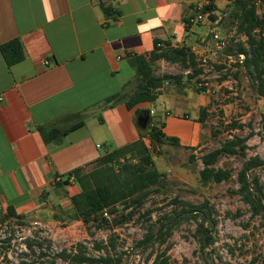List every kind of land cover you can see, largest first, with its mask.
I'll list each match as a JSON object with an SVG mask.
<instances>
[{"label":"crops","instance_id":"0c3cea01","mask_svg":"<svg viewBox=\"0 0 264 264\" xmlns=\"http://www.w3.org/2000/svg\"><path fill=\"white\" fill-rule=\"evenodd\" d=\"M201 1L0 0V47L19 40L25 54L9 68L0 50V207L5 212L14 207L26 220L53 213L65 198L71 203L80 192L74 179L63 187L54 180L66 181L78 168L89 170L106 154L102 149L140 140L148 132L142 117L160 121L161 130L178 138L182 148L201 144L207 121L200 120L201 110L210 108L201 103V92L170 99L163 89L155 102L132 109L118 100L105 104L134 90L130 56H150L157 41L190 49L199 60L214 57L222 16L216 22H187ZM230 3L215 0V14ZM80 122L82 127L52 142L40 132V127L70 130Z\"/></svg>","mask_w":264,"mask_h":264},{"label":"rangeland","instance_id":"374dc122","mask_svg":"<svg viewBox=\"0 0 264 264\" xmlns=\"http://www.w3.org/2000/svg\"><path fill=\"white\" fill-rule=\"evenodd\" d=\"M220 9L219 17L230 16L227 6ZM259 14L264 15V7L260 5ZM227 25H217L220 34L219 38H215L213 52L219 41L225 39L227 46L235 35V27ZM204 55H209V51ZM208 61L206 67L200 65L203 69L198 76L201 83L195 84L194 81L197 89L206 88L207 91L201 92V103L210 104L207 121L202 124L201 144L193 149L164 145L152 153L156 168L167 176L166 189L152 194L132 220L118 226H114L113 222L105 228H99L96 223L84 224L82 220L73 218L69 199L65 198L58 205L56 195L51 200L58 206H54L53 213L49 215L26 220L13 218L4 222L0 219V264H46L53 259L57 264H68L58 255L65 250L69 254L72 243L82 244L93 257L105 258V251H99L96 246L109 245L110 241L116 244V249L110 254L113 264H153L157 255L168 246V255L177 264L184 261L187 264H263L264 227L259 218L251 216L249 206L235 193L239 188L237 174L243 159L226 157L218 163V167L231 169L234 174L230 181L221 184L203 186L199 171L203 168L200 160L203 154L219 148L236 135L247 137L253 133L248 140V157L258 155L264 159V99L252 88L245 70L236 65L235 59L219 55L208 58ZM218 66L225 68L218 69ZM155 71L157 75L187 74L180 64L166 61L158 62ZM187 92L198 94L193 88L181 93L175 86L165 88L170 99ZM191 113L194 114L193 111ZM233 122H239L244 128L230 130L229 125ZM101 153L106 152L102 149ZM192 155L194 162L190 161ZM257 174L264 184V169ZM175 200L194 204L210 201L218 217V225L212 233L213 245L201 248L197 226L193 222L177 228L165 245L142 243L149 230L157 229L164 215L179 207ZM148 211L152 212L149 216ZM122 213L120 208L118 215ZM108 219L113 221L114 216L109 214ZM86 230L89 234L84 237ZM29 243L33 244L32 248Z\"/></svg>","mask_w":264,"mask_h":264},{"label":"trees","instance_id":"16d2710c","mask_svg":"<svg viewBox=\"0 0 264 264\" xmlns=\"http://www.w3.org/2000/svg\"><path fill=\"white\" fill-rule=\"evenodd\" d=\"M259 5L264 7V0H231L230 16L222 17L221 24H228L236 30L220 55L235 59L236 65L245 70L252 88L260 98L264 99V15L259 14ZM103 9L107 16H113L112 8L104 6ZM194 9L195 7L193 14ZM216 10L215 0L204 9L205 12H211L212 22L219 19V16L215 14ZM187 22L189 23V20ZM243 37L246 39L243 40ZM0 50L9 68L25 58L24 49L19 40L2 45ZM241 55L244 56L243 63H240ZM159 61L180 64L187 74L157 75L155 68ZM130 63L136 70L134 90L130 94L114 95L106 99V105H111L118 100L125 102L126 106L132 109L143 102L153 103L167 86H175L180 93L188 88H193L197 92L206 90V88H196L195 84L201 83L198 76L202 74L203 69L200 67L201 63L197 55L185 47H163L162 43L157 41L150 56L131 55ZM235 76H238V72ZM207 109L206 107L201 110L202 122L207 119ZM83 125L84 122H80L65 131L40 127V132L46 142H52ZM162 126L160 121L150 119L148 132L140 140L113 151H107L92 165V169L78 168L68 176L66 181L59 183L62 187L69 185L70 179L73 178L80 188V192L71 197L73 218L82 220L87 225L96 223L99 228L110 226L111 222L114 226H118L132 220L152 194L161 193L167 188V176L156 168L152 153L164 145L178 148L181 145L178 138L167 136L161 130ZM242 128L244 125L239 122L229 125L230 130ZM251 136L253 133L247 137L236 135L223 142L219 148L203 154L200 159L203 168L199 171V176L203 186L228 182L233 178V171L218 167V163L226 157L243 159L242 168L237 174L239 188L235 193L249 206L251 216L259 218L261 226L264 227V184L257 174L260 169H264V159L258 155L248 157V140ZM190 161H195L193 155ZM174 202L179 207L171 214L164 215L157 229L149 230L142 243L165 245L177 228L185 223L193 222L197 226L196 234L201 248L206 249L213 245L215 240L212 233L218 225V217L210 201L206 200L200 204L177 200ZM120 208L123 213L118 215ZM105 213H108V217L109 214L114 216L113 221H110ZM151 214V211L147 212L148 216ZM13 218L24 220L14 207H8L6 212L0 207V219L3 222ZM88 234L86 230L84 237ZM37 244L41 247L40 243ZM28 246L32 248L33 244L29 243ZM96 247L99 251H105V258L91 256L87 253L86 247L80 243H72L70 253L67 254L65 250L58 257L68 264H113L110 254L111 250L116 249V244L110 241L109 245L98 244ZM169 250L168 246L162 254L157 255L153 264H177L176 261L172 262L168 255ZM46 264H57V262L53 259ZM182 264L187 263L184 261Z\"/></svg>","mask_w":264,"mask_h":264},{"label":"built area","instance_id":"2783aa9c","mask_svg":"<svg viewBox=\"0 0 264 264\" xmlns=\"http://www.w3.org/2000/svg\"><path fill=\"white\" fill-rule=\"evenodd\" d=\"M213 0H203L200 3L196 4L194 7V14L192 15V17L189 20V24L195 25V24H200V23H205L210 19V15L211 12L207 11L205 12L204 9L206 6L210 5V3ZM215 38H219V35H215ZM226 46V42L225 39H222L221 41H219V43L216 44V51L214 52V57H217L220 55V53L222 51H224ZM244 60V56L241 55L240 57V63H243ZM200 61V65L203 67H206L208 65V58H202L199 60ZM152 114H154V112H152ZM64 179L62 177H57L54 180V183L58 184L63 182ZM105 216L108 217V213H105Z\"/></svg>","mask_w":264,"mask_h":264},{"label":"water","instance_id":"95a60500","mask_svg":"<svg viewBox=\"0 0 264 264\" xmlns=\"http://www.w3.org/2000/svg\"><path fill=\"white\" fill-rule=\"evenodd\" d=\"M149 120H150V117L149 116L140 118V121L142 122V124L144 125V127H147L148 126Z\"/></svg>","mask_w":264,"mask_h":264}]
</instances>
